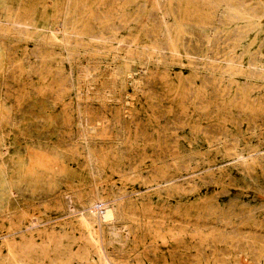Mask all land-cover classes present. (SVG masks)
Segmentation results:
<instances>
[{"label":"rangeland","instance_id":"rangeland-1","mask_svg":"<svg viewBox=\"0 0 264 264\" xmlns=\"http://www.w3.org/2000/svg\"><path fill=\"white\" fill-rule=\"evenodd\" d=\"M0 264H264V0H0Z\"/></svg>","mask_w":264,"mask_h":264},{"label":"bare ground","instance_id":"bare-ground-1","mask_svg":"<svg viewBox=\"0 0 264 264\" xmlns=\"http://www.w3.org/2000/svg\"><path fill=\"white\" fill-rule=\"evenodd\" d=\"M212 1V0H211ZM177 2V1H176ZM221 2V1H220ZM211 4H212V2H211ZM210 4V5H211ZM204 5V4H203ZM213 5H215V3H213ZM219 5H220V3H219ZM216 6V5H215ZM115 7V6H114ZM218 7V6H217ZM219 9V8H218ZM220 15V14H219ZM166 20V19H165ZM207 21V20H206ZM209 21V20H208ZM15 24V23H14ZM111 29V28H110ZM253 71H255V70H253ZM225 72V71H224ZM98 206L97 205H93V206H91L90 207V210H89V212L87 213V215H83L82 216V218H81V220L80 221H82V224L84 223L86 226H89L90 224H91V221H92V219H91V221L88 219V216H90V217H92V218H94V220H95V218L97 217L96 215H97V212L98 211H101V213H103L104 214V217H110V216H112V214H111V210L110 209H108L107 207H100V209L99 208H97ZM98 210V211H97ZM96 216V217H95ZM94 222H96V221H94ZM84 225V226H85ZM92 225V224H91ZM94 226V225H93ZM91 227V226H90ZM89 228V227H88ZM90 234V233H89Z\"/></svg>","mask_w":264,"mask_h":264}]
</instances>
